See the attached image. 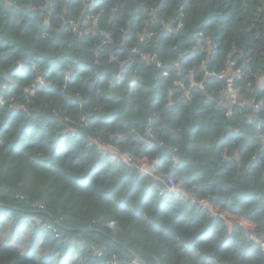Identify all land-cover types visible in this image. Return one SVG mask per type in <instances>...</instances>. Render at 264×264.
<instances>
[{
  "label": "trees",
  "instance_id": "16d2710c",
  "mask_svg": "<svg viewBox=\"0 0 264 264\" xmlns=\"http://www.w3.org/2000/svg\"><path fill=\"white\" fill-rule=\"evenodd\" d=\"M0 214L61 233L0 264H264V0H0Z\"/></svg>",
  "mask_w": 264,
  "mask_h": 264
},
{
  "label": "built area",
  "instance_id": "2783aa9c",
  "mask_svg": "<svg viewBox=\"0 0 264 264\" xmlns=\"http://www.w3.org/2000/svg\"><path fill=\"white\" fill-rule=\"evenodd\" d=\"M95 7H96V5L90 7L89 13L87 14L86 21H92L94 19L95 20L98 19V17L95 16L94 13L92 12L95 10ZM85 22L83 23V25H85ZM182 25H183V23H182V21H180V23L177 25V28L181 27ZM77 27H78V25L74 26L73 29L77 30L78 29ZM103 44L105 46H108L109 42L104 41ZM151 62H154L157 67L162 69L161 77H167L169 75V71L166 69V67L164 66V64L161 61H158L155 57H153L151 59ZM205 64H206V62L202 61V65L204 66ZM225 76H226V71H223L220 73V78H224ZM182 85H184V82H182ZM226 90L230 94V101L231 102H233V103L239 102V98H240L239 90L236 87L234 81H228L227 82ZM240 103L243 105V107L246 104L245 101H242V100L240 101ZM253 111H254V113H257L259 111L258 103H253ZM148 132L152 134L151 129H149ZM152 138H155V135L152 134ZM160 143L162 144V142H160ZM146 144H149V142H147ZM125 161L129 162L130 164H136V166L139 168V170L149 174L150 176H155L157 174V168L154 165H152V161L147 157L142 158V159H137V158L132 157L129 154H126L125 155ZM162 182H164L166 184V189H165L166 191L176 192V191L180 190L177 181L172 176H167L166 179L162 178ZM191 200L196 205H198V203H202V204H205L206 206H208L210 208L209 213H208L209 217L220 218V219H223L225 222L230 223V224H233L235 222H241V224L244 227H246L245 223H244V221H246V220H244L240 217H236L234 215H231L230 213H228L226 211H221L217 207H213V205L211 204V201L209 199L205 198V199L200 200V199H197L194 196H192ZM36 225L37 226L43 225V227L47 228L44 230H51V231H52V226L56 227L55 225H53L49 222H45V221H42V222L36 221ZM252 238H254V237H252ZM259 241L261 244V248L264 252V234L261 236ZM72 242H73V244L79 245L81 247H84L86 245V243H84L81 240H77V239H74ZM95 253L99 257H101L103 255V252L98 251V250H96ZM117 258L118 257L115 258L113 256V258L108 261V264H143L141 259H139V258H135L128 263H124V262L122 263Z\"/></svg>",
  "mask_w": 264,
  "mask_h": 264
},
{
  "label": "crops",
  "instance_id": "0c3cea01",
  "mask_svg": "<svg viewBox=\"0 0 264 264\" xmlns=\"http://www.w3.org/2000/svg\"><path fill=\"white\" fill-rule=\"evenodd\" d=\"M233 73L234 72L231 69H229L228 73L226 71L228 81H233V79L230 78ZM44 213L46 214V212ZM10 218L11 217H8L6 214H0V241L11 247L17 248L21 253L34 254L40 260L44 256L48 257L46 252L49 250L50 247L42 246V244L40 243L43 241L42 235L38 237L41 232L39 233V230L37 228H34V226L32 225V221H27V219H25L21 220L20 224H14ZM244 223L249 230H252V228L254 227V225L247 220L244 221ZM15 225H17L20 229L16 232L17 235L14 236V231L11 232V228ZM34 238H40V240L35 241ZM38 251H41V255L37 254ZM67 262L68 264H80L81 260L79 258L72 257Z\"/></svg>",
  "mask_w": 264,
  "mask_h": 264
},
{
  "label": "clouds",
  "instance_id": "9594fccd",
  "mask_svg": "<svg viewBox=\"0 0 264 264\" xmlns=\"http://www.w3.org/2000/svg\"><path fill=\"white\" fill-rule=\"evenodd\" d=\"M203 61H205V60H203ZM201 65H202V62H201ZM203 66V65H202ZM207 74H210V75H215L214 73H209V72H207ZM151 160V159H150ZM152 161V160H151ZM156 161H158V159L156 160ZM128 164L129 165H134V164H130L129 162H128ZM156 168H157V174L155 175V176H150V177H153V178H155V179H158L159 181H160V183H158L157 185H156V187L159 189V193L161 194V195H164V194H172V193H176V192H169V191H166L165 189H166V184L164 183V182H162V178H164V179H166V177L167 176H171V175H166V174H163V173H161L160 171H159V168H158V166L157 165H154ZM138 168V167H137ZM139 169V168H138ZM119 170H121V171H124L125 170V168L124 167H119ZM141 171V170H140ZM143 172V171H142ZM143 173H145V172H143ZM146 174V173H145ZM173 177V176H172ZM174 178V177H173ZM175 179V178H174ZM176 180V179H175ZM178 183V182H177ZM229 213V212H228ZM209 215V214H208ZM31 218H36V217H34V216H31ZM23 220V219H22ZM25 220V219H24ZM50 223V222H49ZM136 258H139V257H136ZM135 259V258H134ZM140 259V258H139ZM132 261V260H131ZM142 261V260H141ZM143 263V262H142Z\"/></svg>",
  "mask_w": 264,
  "mask_h": 264
},
{
  "label": "rangeland",
  "instance_id": "374dc122",
  "mask_svg": "<svg viewBox=\"0 0 264 264\" xmlns=\"http://www.w3.org/2000/svg\"><path fill=\"white\" fill-rule=\"evenodd\" d=\"M145 37V36H144ZM145 38H147V37H145ZM192 205H195L193 202L191 203ZM224 211H227V210H224ZM7 216H9L8 214H6ZM18 217V219H27V221H32L33 222V219L31 218V216H23V217H21V216H17ZM36 219H38V221H45V222H49V221H47V220H44V219H39V218H37L36 217ZM228 224H230V223H228ZM56 226V225H55ZM57 227V226H56ZM56 227H53L52 226V231H51V233H53L54 235H55V237H60L61 236V233H60V230H59V228H56ZM37 228L38 229H47V228H45V227H43V225H40V226H37ZM12 229V231L11 232H13L14 231V236L15 235H17V231L20 229L17 225H15L14 227H12L11 228ZM18 237H21V236H18ZM248 237L250 238V239H254L255 238V235H253V234H251V232H249V234H248ZM252 237H254V238H252ZM43 238V237H42ZM261 245V244H260ZM37 254H39V255H41V251H38L37 252ZM114 257L116 258V255H114Z\"/></svg>",
  "mask_w": 264,
  "mask_h": 264
},
{
  "label": "water",
  "instance_id": "95a60500",
  "mask_svg": "<svg viewBox=\"0 0 264 264\" xmlns=\"http://www.w3.org/2000/svg\"><path fill=\"white\" fill-rule=\"evenodd\" d=\"M140 258V257H139ZM141 259V258H140ZM142 260V262H143V264H147L143 259H141Z\"/></svg>",
  "mask_w": 264,
  "mask_h": 264
}]
</instances>
